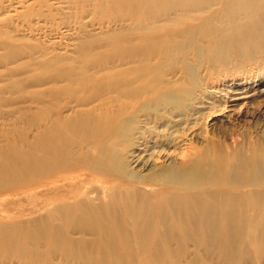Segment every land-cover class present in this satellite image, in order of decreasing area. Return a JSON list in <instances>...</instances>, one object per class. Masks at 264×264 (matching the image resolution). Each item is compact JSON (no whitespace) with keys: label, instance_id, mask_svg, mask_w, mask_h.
<instances>
[{"label":"rangeland","instance_id":"rangeland-1","mask_svg":"<svg viewBox=\"0 0 264 264\" xmlns=\"http://www.w3.org/2000/svg\"><path fill=\"white\" fill-rule=\"evenodd\" d=\"M155 9L148 0H0V164L22 150L44 164L22 176L14 167L0 183V264H264L260 99L229 115L222 99L196 124L185 119L165 136L164 121L155 118H188L196 98L225 74L239 73H209L202 58L190 60L187 74L181 61L169 64L178 73L163 80L180 84L178 90L128 111L100 147L82 137L71 145L64 130L68 152L53 167L46 159L41 146L51 124L68 125L92 107L103 114L93 94L110 81L100 76L144 73L143 65L154 63L149 51L158 46L160 27L174 24ZM249 51L226 54V70L257 56ZM223 62L216 57L218 68ZM64 73L76 81L70 95L60 89ZM254 76L264 77V69ZM80 98L89 103L77 106ZM114 102L112 110L120 103ZM215 110L220 114L211 115ZM165 139L173 158L150 169L132 164L139 143L162 148Z\"/></svg>","mask_w":264,"mask_h":264},{"label":"bare ground","instance_id":"bare-ground-1","mask_svg":"<svg viewBox=\"0 0 264 264\" xmlns=\"http://www.w3.org/2000/svg\"><path fill=\"white\" fill-rule=\"evenodd\" d=\"M148 2L154 5L157 11L159 10L160 13H158V15L159 18L161 17L162 21L170 20L174 23L173 26L170 24V27H160V41L158 42V46L149 51V56H153L155 59L154 63L143 65L142 71L144 73H124L129 74V76L123 73H105L100 76L99 78H107L110 81L104 84L100 91L96 90L93 94L94 97H98L100 101L99 106H102L103 108H100L104 110L103 114L96 115V108L92 107L76 113L73 119L69 118L68 125H64L66 120L63 123L64 126H59L57 123L51 124L49 129L50 136L48 135L49 138L42 143L44 146L41 147L46 152V159L52 167L57 163L55 159L59 157L62 158V156H64L63 154L68 152V143L63 140L65 137V135H63L64 130L70 133L69 144L71 145L79 146V138L82 137L83 139L81 141H83V143H89L91 141L95 148L100 147L104 144V141L109 140L108 137L112 135L115 127L124 121V115L128 111H134L139 105L146 104L152 98L161 95L163 92L178 90L180 84H176L175 82V84H172L171 81L165 82L163 78L165 76L168 77L170 73H178L174 70V66L169 67V64L173 65L179 61L183 63L185 73L190 60L195 61L202 58L205 63L207 62L209 73H239V75H237L239 77L228 78L226 74L222 76L219 83L213 86V90L207 92V94H203V97H198L194 100L191 105L192 111L188 118H185L184 112H169L167 114L165 113L166 115L164 114V116L160 114L155 116L158 120L164 121V129L167 130L164 132V136L166 134H173L176 128L186 124L185 119L189 121V125L196 124L202 110L208 109L211 111L214 104L222 99L226 102V110L223 115H229L236 111L238 112V105L249 106L258 99H260L261 102L259 110L264 114V77L254 76L255 73L264 69V0H148ZM145 12H147V10ZM250 49H256L254 54H257V56L249 58V60H247L249 62L243 61L242 64L237 65L233 72L228 69L226 70V54H231L233 57H240L241 54H252V52L249 51ZM142 56L144 55L142 54ZM216 57L224 61L221 63L220 68L216 66ZM165 61H167L166 65H168L167 70H165L166 67H163ZM163 69L165 71H163ZM63 76L66 77L64 78ZM58 77H62V80L66 81L62 87L60 86V89L62 92L70 95L71 88L76 85V81L67 75V73L60 74ZM83 77L84 76H81L80 79H83ZM245 81L246 83H244ZM224 91L227 95L223 94ZM53 92L52 90L50 94ZM100 92H104L103 94H108V96L100 99ZM56 96L58 97V95ZM84 100L85 98H80V101L77 102V106H83L89 103L86 101L84 102ZM113 101L120 102L117 106L114 102V105L117 107L115 110H112V108H114V106L111 105ZM210 113L214 116L220 114L217 110ZM155 114L157 115V113ZM83 116L87 117V121L83 119ZM56 133H58V135H56ZM111 138L113 139V137ZM30 143L31 145L33 144L32 141ZM160 145L162 148H158L154 144L147 145L139 143L136 148L134 147L132 150L134 154L132 157V164L139 169H150L158 159L174 157L173 154L165 151L164 148L172 145L170 140L165 139V143H161ZM26 153L27 151L22 150L17 154L15 160L10 158L0 164V183L5 180L7 174H10V170L18 169L19 171L21 169L22 176L25 172H33L44 167V164L38 159L39 155ZM4 154L5 153H3V155ZM55 155H57V157H55ZM20 164L22 167L19 166ZM108 190H110V188ZM126 191L128 192L129 190ZM180 200L178 199V201ZM178 201L177 203H179ZM167 207L169 208V206ZM187 207L189 208V206H186V213L188 212ZM189 211L191 210L189 209ZM102 213L104 212H101V214ZM171 215L173 214H170L169 217H172ZM205 215L207 214L205 213ZM195 221H197V219ZM103 230H108V227L105 226ZM143 233H145V231ZM55 234L57 233L54 232V235ZM41 238L43 239L45 237L41 236ZM84 243L86 246V242ZM54 245L56 246V244ZM57 247L58 246H56V248ZM34 248L35 247H32L31 249ZM30 251L32 252V250ZM33 253L35 252L33 251Z\"/></svg>","mask_w":264,"mask_h":264}]
</instances>
